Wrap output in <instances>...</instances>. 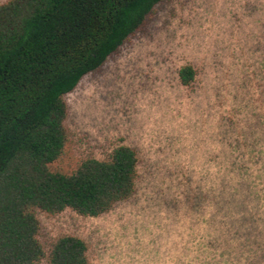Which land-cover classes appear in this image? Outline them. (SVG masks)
<instances>
[{"label": "rangeland", "instance_id": "1", "mask_svg": "<svg viewBox=\"0 0 264 264\" xmlns=\"http://www.w3.org/2000/svg\"><path fill=\"white\" fill-rule=\"evenodd\" d=\"M65 101L53 169L124 144L139 176L100 217L37 211L46 250L73 235L90 264H264V0H165Z\"/></svg>", "mask_w": 264, "mask_h": 264}, {"label": "trees", "instance_id": "2", "mask_svg": "<svg viewBox=\"0 0 264 264\" xmlns=\"http://www.w3.org/2000/svg\"><path fill=\"white\" fill-rule=\"evenodd\" d=\"M165 0H7L0 4V264H90L77 236L39 238L37 211L100 217L136 192L137 152L119 145L53 169L68 143L65 96L139 32ZM196 78L179 71L184 86Z\"/></svg>", "mask_w": 264, "mask_h": 264}]
</instances>
